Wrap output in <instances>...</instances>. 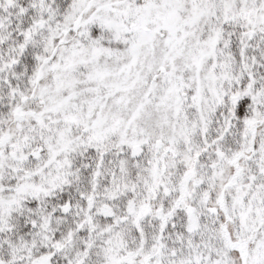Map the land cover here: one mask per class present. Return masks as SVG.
<instances>
[{"label":"snow or ice","instance_id":"1","mask_svg":"<svg viewBox=\"0 0 264 264\" xmlns=\"http://www.w3.org/2000/svg\"><path fill=\"white\" fill-rule=\"evenodd\" d=\"M0 264H264V0H0Z\"/></svg>","mask_w":264,"mask_h":264}]
</instances>
